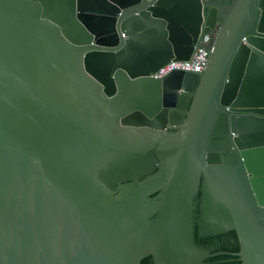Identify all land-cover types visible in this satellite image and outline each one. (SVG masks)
<instances>
[{
    "label": "water",
    "instance_id": "95a60500",
    "mask_svg": "<svg viewBox=\"0 0 264 264\" xmlns=\"http://www.w3.org/2000/svg\"><path fill=\"white\" fill-rule=\"evenodd\" d=\"M219 254L264 264V0H0V264Z\"/></svg>",
    "mask_w": 264,
    "mask_h": 264
},
{
    "label": "built area",
    "instance_id": "2783aa9c",
    "mask_svg": "<svg viewBox=\"0 0 264 264\" xmlns=\"http://www.w3.org/2000/svg\"><path fill=\"white\" fill-rule=\"evenodd\" d=\"M213 36L214 29L205 28L197 40V46L193 49L188 59L169 61L159 67L151 75L158 78L171 70L199 72L205 65L207 52L211 49Z\"/></svg>",
    "mask_w": 264,
    "mask_h": 264
},
{
    "label": "trees",
    "instance_id": "16d2710c",
    "mask_svg": "<svg viewBox=\"0 0 264 264\" xmlns=\"http://www.w3.org/2000/svg\"><path fill=\"white\" fill-rule=\"evenodd\" d=\"M198 237V238H197ZM217 239V246L212 248H207L205 243L210 239ZM220 238V239H219ZM219 239V240H218ZM194 241L199 246H204L210 252L214 251H230L235 252L238 249L237 241L233 231L223 232L221 234L211 235V236H197L194 233ZM139 264H152L149 256L142 258ZM203 264H240L239 261L233 255L219 254L212 257H208L204 260Z\"/></svg>",
    "mask_w": 264,
    "mask_h": 264
},
{
    "label": "flooded vegetation",
    "instance_id": "af4514ba",
    "mask_svg": "<svg viewBox=\"0 0 264 264\" xmlns=\"http://www.w3.org/2000/svg\"><path fill=\"white\" fill-rule=\"evenodd\" d=\"M199 202H200V198H199V192H197L194 196H193V199H192V203L194 205V208L192 210L193 212V215H194V218L198 217L199 215ZM221 234V233H220ZM211 236V235H210ZM202 237V236H201ZM198 238V237H197ZM220 239V238H219ZM218 239V240H219ZM197 243V242H196ZM206 247L207 248H212L214 246H217V239H210V240H207V242L205 243ZM201 247H204V246H201ZM205 248V247H204Z\"/></svg>",
    "mask_w": 264,
    "mask_h": 264
}]
</instances>
